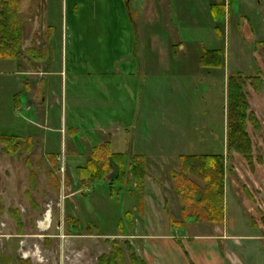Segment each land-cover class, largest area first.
<instances>
[{"label":"rangeland","instance_id":"1","mask_svg":"<svg viewBox=\"0 0 264 264\" xmlns=\"http://www.w3.org/2000/svg\"><path fill=\"white\" fill-rule=\"evenodd\" d=\"M191 1L192 5L186 0H175L172 5L175 11L171 9L173 16L178 11L180 17H193L191 27L187 25L183 30L188 57L172 63L171 73L158 76L164 70L154 55L144 67L149 75L143 80L142 73L137 75L134 71L139 63L134 53H130L134 6L127 9L121 0H65L67 8L62 9L56 0L49 7V20L41 12V0H19L22 54L24 38L34 39L33 46L27 47L32 49L35 43L45 42L53 35L56 57L64 51L69 69L66 75L53 76L44 85L43 97L53 99L49 111L45 109L43 126L39 124L37 130L22 132V135L32 133L35 144L29 148L23 139L18 143L16 156L10 158L0 142L1 154L6 156L2 158L0 154V264H107V258L113 260L112 264H145L146 255L141 250L150 243L129 238L130 227L141 228V222L127 221L126 213L143 205L146 177L139 190L141 186L128 171V162L124 163L126 174L122 177H118V167L112 163L104 184L83 190L78 184L77 170L90 160L93 143L70 131L73 121L69 119L76 115L83 118L88 112L97 117L99 112L90 107L102 103L103 98L107 104L101 113H110L106 107L117 99L124 121H148V135L157 128L158 133L165 136L173 133L179 140L201 139L203 130L213 131L217 137L221 135L223 122H227L228 79L238 74L242 76L249 107L246 131L252 148L248 159L228 152L231 192L228 224L232 233L259 237L264 254V0ZM211 5L220 6V11L224 8L223 16L213 23ZM50 23L54 31L47 28ZM62 34L66 42L64 39L61 45ZM204 50L224 53L223 66L212 71L200 69L198 57ZM122 55L126 61L117 62ZM73 67L79 71L72 70ZM116 71L122 76L114 77ZM78 73L86 75L77 79ZM142 80L144 85L137 86L138 91L131 94L133 81L142 85ZM88 103L90 106L85 108ZM38 115L42 118L41 111ZM62 117L67 120L65 125ZM216 142L210 144V152L220 150ZM122 145L115 136L113 152H121ZM74 151L78 156L73 155ZM49 152L57 156L50 157ZM187 164L181 178L175 177L176 194L185 218L221 224L224 214L222 221L217 222L221 217L220 197L207 202V179L202 178L200 170ZM224 171L223 162L222 176ZM149 194L155 200L156 191L150 189ZM223 197L222 194L224 213ZM239 210L245 214V224ZM159 231L164 233L165 228ZM101 258L105 259L102 263Z\"/></svg>","mask_w":264,"mask_h":264},{"label":"crops","instance_id":"2","mask_svg":"<svg viewBox=\"0 0 264 264\" xmlns=\"http://www.w3.org/2000/svg\"><path fill=\"white\" fill-rule=\"evenodd\" d=\"M121 1L122 4L123 2L126 3L127 9L132 6L135 9L134 20L132 19L131 21L132 29L129 34L131 41L130 53L131 55L132 52L134 53L135 56L133 57L139 63L138 70H134L135 73L138 75L141 72L142 74L140 75L144 80L149 75L146 73L148 72L147 67L146 71H144V67L154 55L162 65L160 68L164 70L158 76H165L167 73H171V68L169 67L172 63L180 62L189 55L183 30H185L187 25L191 27L193 17H180L177 11L178 19L176 20L175 17L177 15L173 16L172 12L174 10L172 5L175 0ZM186 1L187 4L192 5L191 0ZM55 2L56 0H41V12L49 20V7ZM59 3L62 9L64 7L65 9L67 8L64 5L65 0H59ZM176 10H178L177 6ZM210 10L211 8L209 7V13ZM181 19L185 21L182 22ZM214 21L212 19V23ZM48 27H50L51 31H54L51 23ZM121 33H124V31ZM64 39V34H62L61 45L64 43ZM132 39H134V43ZM54 40L52 35L45 42L35 43L34 48L38 50V47H40L42 49L39 50L41 52L40 56L38 54L28 56L23 53L16 60H0V138H15L18 139V143L24 139L27 141L28 144L26 146L29 148L35 144V138L32 133L22 135V132L27 130L31 132L32 129L37 130L38 126H43L42 121H45L47 114L45 109L46 112L49 111L53 99V96L52 98L45 96L46 87L44 90V85L46 86L48 79L53 76L66 75L69 69L68 60L64 57L66 55L64 51L63 53L61 52L60 57H56ZM33 41V38L29 40L24 38L22 51L26 52L27 47H32ZM135 44L138 46L137 48H135ZM168 48L170 49L168 50ZM201 56L198 57V63ZM118 61L126 60H123L122 55L117 58ZM180 66L181 64L179 68ZM77 68L74 69L73 67L71 69L79 71ZM199 68L201 69V65H199ZM203 70L212 71L214 69L204 68ZM172 73L179 76L175 71ZM79 74H75V78L86 75L84 73ZM113 76L121 77L122 75L121 72L116 71ZM37 77H40V81L37 80ZM143 85L144 81L142 85L140 83L137 85L133 81L131 94L138 89L137 86ZM43 92H45L44 97ZM106 94V97H108L109 93L106 92ZM131 98L135 99V96H131ZM90 104H85V108L89 107ZM105 104L107 102L103 98L102 103L97 105L94 103L90 107L99 112L97 117L88 112L83 118H79L77 115L74 118H70L69 121H73L70 124V131H74L79 136L82 134L81 137H84V141L93 143L89 158L93 149L107 145L112 155L126 156L128 171L130 172L133 159L135 157L142 159L147 174L144 202L140 209L133 207L131 212L126 213V215H128L127 221L131 220L132 223L141 222V225H139L141 228L137 229V225L136 227L133 226V228L132 226L130 227L131 234L129 238L141 240L143 244L150 243L147 248L144 246L141 250V253L146 255L145 264H264L261 239L251 233L245 235L232 233L228 224L231 192L228 181L227 122H223L221 135L217 134V137L213 131L203 130L201 139H196L195 141L190 137H185L179 140L178 136L175 137L176 135L173 133L168 136L158 133L157 128L153 129L154 134L148 135L146 133L149 125L148 121H132L131 119V121H124L123 115L119 112L117 99H114V104H111L110 107H106L107 111L111 110V112L103 115L101 112L105 109ZM39 111L42 113V118L40 119L38 117ZM110 119L112 121H109ZM61 121L62 125L67 122L66 118L63 117ZM74 121L79 122L76 123ZM87 126L90 127L87 128ZM87 129H90V132ZM79 136L74 138L80 139ZM115 136L119 137L120 141L123 142L119 153H115L112 150V141ZM217 140L216 145H219L220 150L210 152L212 143ZM47 155L50 157L57 156L54 152H49ZM73 155L78 156L75 151ZM14 156L16 155H9L8 157ZM200 156L222 157L225 165L223 176L224 215L223 222L218 225L211 224L207 220L191 219L187 221L179 202V196L176 194L175 176L180 177L181 175L180 159ZM5 157V154H3L2 158ZM88 161L77 170L78 184L80 185L82 179L79 176V171L86 168ZM104 182H96L86 187L81 185L80 187L88 191L89 189H95L97 184H104ZM150 189L155 190L157 193L155 200L151 199ZM174 193L176 195H173ZM239 213L245 224V214H242L240 210ZM153 222H161V224L156 225ZM162 228H165L164 233L159 231ZM153 230L156 232H153Z\"/></svg>","mask_w":264,"mask_h":264},{"label":"trees","instance_id":"3","mask_svg":"<svg viewBox=\"0 0 264 264\" xmlns=\"http://www.w3.org/2000/svg\"><path fill=\"white\" fill-rule=\"evenodd\" d=\"M220 6H212L211 14L214 20L223 16ZM19 0H0V60H16L23 54L20 51L22 39L21 28L19 26ZM28 56L32 54L41 55V52L36 48L27 49L23 52ZM200 65L203 68L219 69L223 65V53L217 50H204L200 58ZM242 76L232 75L227 83V143L228 150L234 151L243 156L245 159L251 156V142L246 131L247 120L250 118L248 114V103L243 92ZM1 144L6 148L5 153L14 155L18 150V139L15 138H0ZM28 147V146H27ZM125 155H112L107 145L93 149L92 155L86 168L79 171V176L82 179V186H90L96 182H104L107 175L112 171V163L118 167V177L126 174ZM189 163V166L196 167L201 171L202 178L207 179L205 196H209L207 202L216 201L220 197V206L218 209L220 220L223 215V158L216 156H200V157H186L180 159V173H183L184 167ZM194 168V170H196ZM186 171V170H185ZM131 174L142 189L144 178L147 176L144 164L141 158L135 157L133 159ZM197 175V171L195 172ZM176 177V176H175ZM215 177V179H214ZM117 180V178H116ZM214 181V182H213ZM181 189H179L180 191ZM214 196V197H213ZM210 197L214 199L211 200ZM206 198V199H207ZM200 201L201 199L197 198ZM212 206V205H211ZM213 211V209H212ZM128 218V215H126ZM121 222L119 227H121ZM117 245V244H116ZM120 258L121 253L116 254ZM107 264H112V259H106ZM118 260V259H117ZM105 259L101 258V263ZM104 264V263H103Z\"/></svg>","mask_w":264,"mask_h":264}]
</instances>
